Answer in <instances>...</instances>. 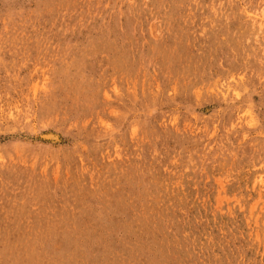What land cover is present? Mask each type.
I'll return each mask as SVG.
<instances>
[{
    "label": "rangeland",
    "instance_id": "1",
    "mask_svg": "<svg viewBox=\"0 0 264 264\" xmlns=\"http://www.w3.org/2000/svg\"><path fill=\"white\" fill-rule=\"evenodd\" d=\"M0 264H264V0H0Z\"/></svg>",
    "mask_w": 264,
    "mask_h": 264
},
{
    "label": "bare ground",
    "instance_id": "2",
    "mask_svg": "<svg viewBox=\"0 0 264 264\" xmlns=\"http://www.w3.org/2000/svg\"><path fill=\"white\" fill-rule=\"evenodd\" d=\"M50 138H52V136L50 135ZM255 205V204H254Z\"/></svg>",
    "mask_w": 264,
    "mask_h": 264
}]
</instances>
